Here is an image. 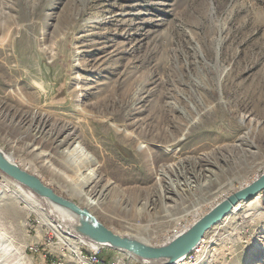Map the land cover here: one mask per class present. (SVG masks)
Returning <instances> with one entry per match:
<instances>
[{
    "label": "rangeland",
    "instance_id": "obj_1",
    "mask_svg": "<svg viewBox=\"0 0 264 264\" xmlns=\"http://www.w3.org/2000/svg\"><path fill=\"white\" fill-rule=\"evenodd\" d=\"M0 149L162 246L264 173V0H0ZM245 210L182 264H264ZM67 244L0 188V264H80ZM99 249L80 257L145 264Z\"/></svg>",
    "mask_w": 264,
    "mask_h": 264
},
{
    "label": "water",
    "instance_id": "obj_2",
    "mask_svg": "<svg viewBox=\"0 0 264 264\" xmlns=\"http://www.w3.org/2000/svg\"><path fill=\"white\" fill-rule=\"evenodd\" d=\"M0 172L16 183L25 186L43 202L56 224L66 231L83 237L100 247L128 254L145 264H179L204 240L206 234L217 226L242 203L251 202L264 193V173L244 188L230 194L209 213L199 219L188 231L162 246H152L143 241L115 233L101 223L88 209L58 195L37 176L25 171L0 149ZM58 205L73 213L78 224L69 228L61 222L54 208Z\"/></svg>",
    "mask_w": 264,
    "mask_h": 264
},
{
    "label": "bare ground",
    "instance_id": "obj_3",
    "mask_svg": "<svg viewBox=\"0 0 264 264\" xmlns=\"http://www.w3.org/2000/svg\"><path fill=\"white\" fill-rule=\"evenodd\" d=\"M8 156V155H7ZM37 157H40L41 155L37 154ZM9 157V156H8ZM13 162L16 163L15 159L12 157H9ZM19 160V159H18ZM18 164H20V166L26 170L30 169V167L28 165H26L25 163L21 162L20 160L17 161ZM48 163V162H47ZM17 164V163H16ZM49 166H51V164H49ZM52 167V166H51ZM1 175V174H0ZM91 177V176H90ZM255 180V179H254ZM253 180V181H254ZM45 184H50L49 181L44 182ZM0 188H4L5 190H8L9 192H12L14 194H16V196L24 201L27 205L28 208L30 210V213H37L39 215H41L42 217V221L45 225L49 226V228L51 230L54 231V233L62 236V238L64 240H66L68 242V247L70 249H75L76 253L78 254V257L80 259V264H90L89 262H85V260H82V258L80 257V253H81V248L83 247H87L90 249V251L93 253V251H97V249L100 247L98 245H95L93 243H91L90 241L84 239L83 237H80L77 234H74L72 232H68L65 230V228L61 227L59 224H56L48 215V213L46 212V208L43 204V202L40 200L39 197H37L32 191H30L28 188H26L25 186H22L19 183H16L15 181L7 178L4 175L0 176ZM229 193H227L226 196H228ZM65 196L67 198H71L68 194L65 193ZM226 196L222 197L225 198ZM70 200V199H69ZM225 200V199H224ZM87 201V202H86ZM222 202V201H221ZM219 204V203H218ZM217 204V205H218ZM82 206H86L87 208H92V203L88 202V200H85L84 203H81ZM146 203H145V207H143L140 210L139 214H148L146 212ZM216 205V206H217ZM51 206L54 208L56 214L58 215L59 219L61 222H64L69 228H73L78 224V218L71 213L70 211H68L67 209L60 207L58 205H53L51 204ZM245 207V213L243 212V215L241 216L243 219L248 218V217H254L256 216L259 212L264 211V206L262 205V196H258L255 199H253L251 202L248 203H242L240 205H238L232 212V214L238 213L239 211H241L243 208ZM212 210V209H211ZM210 210V211H211ZM142 212V213H141ZM209 213V212H208ZM231 214V215H232ZM241 215V214H240ZM239 215V216H240ZM237 217V216H236ZM239 218V217H238ZM240 220V219H239ZM196 221V220H195ZM194 221V222H195ZM197 222V221H196ZM195 222V223H196ZM195 223H193L191 226L192 227ZM188 227V226H187ZM186 226L182 227L181 229H179L174 235L172 234V236L167 237L166 239L163 240V244H167L169 242H171V239H174L175 235H182L185 231H186ZM188 227V228H189ZM141 239V241L145 242L146 244L152 245L150 244L151 242L144 239V238H139ZM203 242V241H202ZM201 242V243H202ZM209 242V241H208ZM200 243V245H201ZM199 245V246H200ZM198 246V247H199ZM197 247V248H198ZM196 248V249H197ZM130 260V259H129ZM132 260V259H131ZM184 261H181L179 264H182Z\"/></svg>",
    "mask_w": 264,
    "mask_h": 264
},
{
    "label": "built area",
    "instance_id": "obj_4",
    "mask_svg": "<svg viewBox=\"0 0 264 264\" xmlns=\"http://www.w3.org/2000/svg\"><path fill=\"white\" fill-rule=\"evenodd\" d=\"M191 227H187L186 228V231H188L189 229H190ZM185 231V232H186ZM180 235H175V237H174V239L175 238H177V237H179ZM174 239H171V240H174ZM96 245V244H95ZM102 249H97V251H93V253L94 254H99L100 253V251H101ZM196 250V249H195ZM81 258H82V260H84V256H81ZM86 262V261H85ZM93 262H95V264H101V262L100 261H93ZM104 263V262H103ZM112 264H126V261L124 260V259H122V258H119V257H117V261H115V262H113Z\"/></svg>",
    "mask_w": 264,
    "mask_h": 264
}]
</instances>
